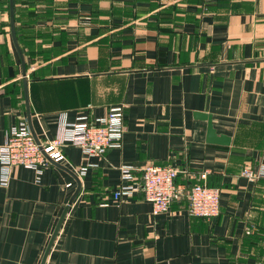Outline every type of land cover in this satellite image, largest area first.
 Here are the masks:
<instances>
[{"label":"crops","instance_id":"1","mask_svg":"<svg viewBox=\"0 0 264 264\" xmlns=\"http://www.w3.org/2000/svg\"><path fill=\"white\" fill-rule=\"evenodd\" d=\"M0 0V142L30 115L39 140L67 120L125 104L121 146L0 183V264H264V0ZM28 107V110H27ZM209 114L217 136L207 141ZM179 170L167 212L139 191L114 200L121 165ZM84 173L79 168L85 167ZM76 175L77 178L74 177ZM195 182L219 189V214L190 213Z\"/></svg>","mask_w":264,"mask_h":264},{"label":"built area","instance_id":"2","mask_svg":"<svg viewBox=\"0 0 264 264\" xmlns=\"http://www.w3.org/2000/svg\"><path fill=\"white\" fill-rule=\"evenodd\" d=\"M125 104L108 108L105 116L91 117L83 114L75 121H68L63 114L56 125V136L36 142L26 119L11 126L0 142V183L10 181L11 169L16 166L29 168L40 174L46 167L65 161L62 147L66 144L80 148L90 156L103 155L110 148L121 146L124 126ZM86 166L79 168L84 173ZM131 165L120 166L121 182L111 193L114 200L133 197L139 191L151 203L153 215L167 212L177 192L175 179L179 170L171 165L147 164L140 168L141 183L135 181ZM241 175L256 179L264 177V163L257 170L244 167ZM219 189L204 182L193 183L187 192L189 211L192 215L212 219L219 214Z\"/></svg>","mask_w":264,"mask_h":264},{"label":"water","instance_id":"3","mask_svg":"<svg viewBox=\"0 0 264 264\" xmlns=\"http://www.w3.org/2000/svg\"><path fill=\"white\" fill-rule=\"evenodd\" d=\"M9 4H10L9 9H10L11 33H12L14 44H15V46H16V48L18 50V53L20 55V58L22 60V72H23V74H25V66H24V63H23L21 52H20V50L18 48L16 39H15V32H14V27H13V0H9ZM27 110H28V107H27ZM27 115H28V124H29L30 130L32 132V135L34 136L36 142H39V139L37 138L32 126H31L29 112H27ZM195 116L207 120V123H208L207 124V141L213 142V143H223V144H227L228 143V139H229L228 137H226L224 135L217 136L215 134V131H214V129L212 127V123H211V117H210L209 114L196 112ZM51 163L59 165L58 163H55L53 161H51ZM74 177L77 178L76 175H74ZM76 180L78 182V187H77L76 191L74 192V194L72 195V197L70 198V200L68 201V204L64 207V209H63V211H62V213H61V215H60V217H59V219L57 221V224H56V226H55V228H54V230H53V232L51 234L49 243H48V245L46 247V250L44 252V255H43V258H42L40 264H44L45 263L46 256H47V254L49 252V249L51 247V244H52L53 240L55 239V237L57 235V232H58V230L60 228V225H61V223H62V221H63V219H64V217L66 215L68 206L71 204V202L73 201V199L75 198V195L77 194V192L79 190L80 184H79L78 179H76Z\"/></svg>","mask_w":264,"mask_h":264}]
</instances>
